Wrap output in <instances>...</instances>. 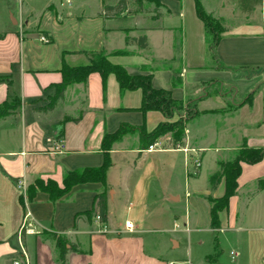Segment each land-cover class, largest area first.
Masks as SVG:
<instances>
[{
    "label": "crops",
    "instance_id": "crops-1",
    "mask_svg": "<svg viewBox=\"0 0 264 264\" xmlns=\"http://www.w3.org/2000/svg\"><path fill=\"white\" fill-rule=\"evenodd\" d=\"M119 1L0 0V76L7 78L0 82V105L15 96L21 100L17 111L0 120V264H13L23 253L31 264H58L49 234L65 236L77 246V252L67 254V264H264V157L255 164L240 163L235 193L214 227L207 200L224 195V177L214 186L209 182L220 163L232 160L242 144L264 147V80L241 75L264 69V0H244L246 5L242 0L229 5L227 0H200L225 28L211 66L205 64V30L192 0H156L159 7L154 8L125 0L121 13L105 17L103 8ZM134 1L140 4L136 9ZM142 36L146 49L126 44L127 38ZM100 51L130 75L151 74L153 88L170 91L177 101L194 97L184 79L200 69L214 71L216 77L192 80L193 88L203 92L206 83H220L234 89L240 100L230 111L217 112L224 106L222 96L197 97L199 115L186 125L181 143L197 155L186 157L171 148L170 135L150 152L139 150L138 133L115 142L105 178L106 233H100L95 219L100 183L76 185L55 203L44 192L20 201L36 179L61 186L65 173L101 166L102 139L122 124L144 125L151 132L166 121L161 112H140L141 91H121L113 74L103 92L97 72L84 83L69 85L53 111H35L55 94L63 64L85 65L87 54ZM177 60L184 65L176 67ZM177 119L175 114L169 122ZM194 121L200 122L197 130H192ZM58 140L63 142L60 151L55 149ZM195 157L201 165L193 175L189 165ZM203 166L207 177L200 188L194 182ZM176 170V184L161 182L165 174L175 178ZM25 212L35 233L24 234L22 243ZM125 221L133 223L132 231L125 229Z\"/></svg>",
    "mask_w": 264,
    "mask_h": 264
},
{
    "label": "trees",
    "instance_id": "trees-1",
    "mask_svg": "<svg viewBox=\"0 0 264 264\" xmlns=\"http://www.w3.org/2000/svg\"><path fill=\"white\" fill-rule=\"evenodd\" d=\"M260 2V0H256ZM195 12L198 19L203 23L205 28V37L207 52L214 60L215 49L220 41L221 36L215 33V28L222 31L219 23L213 21L211 15L208 14L200 0H194ZM126 8V1L120 0L115 6H105L103 12L105 17H113L121 13ZM134 43L139 49L147 48L146 37L142 36L137 39H126V44ZM118 54H125L124 51L116 52ZM89 62L85 65L68 66L63 64L61 69L62 81L56 84L55 94L50 98V102L35 111L48 113L53 111L57 101L64 95L65 89L74 83H84L90 73L97 72L102 78V89L105 92L106 78L108 75L113 74L119 84L121 91L140 90L142 93L141 105L138 108L140 112L145 114L149 111H158L163 114L166 121L160 123L151 132L145 130L144 125L134 127L128 124H122L117 131L111 134H105L101 142V152L103 155V162L101 166L96 168H83L65 173L62 185L59 186L53 180L43 181L36 179L26 191V200L32 201L38 192H44L48 195L49 200L53 203L61 199L65 194L76 185L88 182H96L102 185V191L97 193L94 198L95 207L98 210V215L102 222H106L107 218V203H106V172L111 165L110 151L112 145L119 141L124 135L131 133L139 134V150L145 151L150 145L157 142L161 137L170 135L169 145L174 148L177 144H181L185 139L186 125L195 117L199 115L196 109L198 99L188 101H177L172 98L170 91L163 89H155L152 86V75H130L124 67L114 65L109 62L108 54L104 51L93 52L87 54ZM7 81V78L0 76V82ZM251 95L247 99H250ZM21 106V100L15 96L11 101H5L0 105V120L12 115ZM186 111V115L181 114ZM178 115V119L174 122L169 120ZM264 157V147L252 148L242 144L236 152L234 158L228 162L220 163V170L213 173L209 177L211 186H214L217 179L224 177L225 179V192L219 199L208 197L207 200L211 205V225L214 227L217 224L218 213L227 208L229 198L234 195L237 187V178L241 171L240 163L255 164ZM21 203H24V197L20 198ZM86 216H90L91 212H85ZM79 215L77 214L75 218ZM49 239L54 242L57 252V263L67 264V254L70 252H77L78 248L75 244L71 243L67 237L58 234H49ZM22 243H24V234L21 235Z\"/></svg>",
    "mask_w": 264,
    "mask_h": 264
},
{
    "label": "rangeland",
    "instance_id": "rangeland-1",
    "mask_svg": "<svg viewBox=\"0 0 264 264\" xmlns=\"http://www.w3.org/2000/svg\"><path fill=\"white\" fill-rule=\"evenodd\" d=\"M142 1H144V0L140 1L141 4H143L144 6H153V8L154 7H159V4H158V2L156 0H145V3H143ZM192 1H193V4H194V0H192ZM205 1L206 0H203V2H205ZM239 1H241V0H239ZM138 3H139L138 1L132 2L131 3V5H132L131 7L134 8V9L138 8L139 7L138 5H140ZM231 3L232 2H230V0H227V4L228 5L231 4ZM242 3H243V5H246V3H249V2L242 0ZM205 5H206V3H205ZM241 15H242V17H244L246 14H241ZM211 18L213 19V21H217L219 23L220 27L222 28V31L219 30L218 28H215V33L219 34V36H221L225 32V28L223 27V24L218 19L214 18L213 16H211ZM204 30H205V28H204ZM175 63H176V67H179L180 64H181V66L184 65L183 62H180L178 60L175 61ZM205 64L209 65V66L216 65L214 60L210 57V55H209V59L207 58L205 60ZM241 75L250 76V77H252L254 75H257V76L260 77L259 81H261V80H264V69L252 68V69H249L248 71H246L245 73H243ZM215 77H216V75H215L214 71H209L208 69H206L205 71L200 69L199 72L195 73L193 77H192V74H189V75H187L186 79H184L187 82V85H186L187 91H188L189 95H194V97L191 100L197 99V97H199L202 94H207L206 96L207 97H211L212 100H215V98H218L219 96H222L223 97V101H224L223 102L224 106H223V108L221 110H219L217 112H225V111H228V110L230 111L233 107L237 106V103L240 101L237 98V96L234 94V89L230 88V86H225V85L220 84V83H215V84L206 83L205 85H203V86H205V88L203 87L204 88L203 92H202V90L200 91V88H193L192 87L193 86V81H196V82L197 81H208V80L213 79ZM261 91H262L261 94L263 93L262 95H264V86H263V89ZM49 100H50V98L48 99V101ZM41 105H43V104H41ZM253 106L255 108H258V104L257 103L256 104L254 103ZM196 109L198 110L197 105H196ZM181 114L183 116H185L187 113H186V111L183 110L181 112ZM198 125L200 126V122L199 121H194V126L195 127L192 130H197L196 127ZM158 143H159V141H158ZM206 169L207 168L205 166H203L200 169V172H201L200 177H198L196 182H194L195 185H197L200 188H203V186L206 184V177H207ZM189 170L191 171V174L195 175L193 173L194 168L192 166V162H190ZM198 170H199V168H198ZM176 177H179L178 170H176V172H175V178L171 177L169 174L168 175L165 174L163 179H161V182L162 183H167L168 185H171L172 182H173V184H176L177 183V181H176L177 178ZM157 190H158V192H160L162 190V188L158 187ZM26 202H27V200H26V196H25L24 197V203H26ZM179 252H181V251H179ZM15 260H17V261L21 262V264H23V256L16 257ZM30 264H31V260H30Z\"/></svg>",
    "mask_w": 264,
    "mask_h": 264
},
{
    "label": "built area",
    "instance_id": "built-area-1",
    "mask_svg": "<svg viewBox=\"0 0 264 264\" xmlns=\"http://www.w3.org/2000/svg\"><path fill=\"white\" fill-rule=\"evenodd\" d=\"M62 1L69 2L70 0H62ZM41 40L44 42H47V40H45L44 38H41ZM62 148H63V142H62V140H58L56 142L55 149L57 151H60ZM157 149H159L158 141L153 143L152 145H150L145 151L150 152V151H155ZM173 149L181 150L186 155V157H188V153H193L195 155L198 154L197 150L192 149V148L182 147L181 144H177ZM192 164H193V168H194L193 173L196 174V170L198 168H200V165H201L199 158L195 157L194 159H192ZM19 188H20V185H19ZM95 219H96V222H98L99 225L101 226L100 233H106L107 232V226L105 225V222H102L100 220V217L98 214L96 215ZM124 226H125V229L127 231H132L134 229V225L131 221H125ZM185 230L188 231V228L186 227ZM34 233H35L34 232V226H33V223L30 219V213L25 212L24 217H23V222H22V225L20 227V234L21 235L22 234L32 235ZM231 255L235 256L234 252H231ZM13 264H21V262H19L17 260H13ZM23 264H30V260H29L28 256L26 255V253H23ZM169 264H175V263H169Z\"/></svg>",
    "mask_w": 264,
    "mask_h": 264
}]
</instances>
